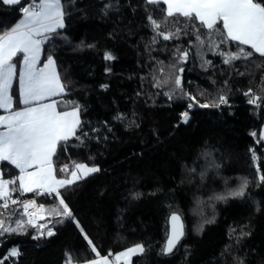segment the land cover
<instances>
[{
    "label": "trees",
    "instance_id": "1",
    "mask_svg": "<svg viewBox=\"0 0 264 264\" xmlns=\"http://www.w3.org/2000/svg\"><path fill=\"white\" fill-rule=\"evenodd\" d=\"M25 1L0 2V34L20 19ZM63 2L65 27L44 45L43 60H56L65 85L58 108L78 106L81 124L58 146L53 163L66 179L76 164L99 171L60 190L73 218L53 211H62L54 195L39 198L46 206L43 229L29 225L21 208L1 214L6 228H16L18 220L24 227L0 230V264L98 258L88 240L99 257L143 245L131 264H264V56L234 41L222 43L219 31L195 19L167 17L162 3ZM160 33L173 36L165 40ZM240 48L252 56L226 63ZM13 96L18 105V81ZM255 97L258 103L250 104ZM2 166L14 179L7 163ZM245 180L243 196L228 195ZM11 188V197L34 194ZM197 201L203 215L192 211ZM177 210L185 235L165 253L169 218ZM47 229L54 235H39ZM15 245L19 255L11 256Z\"/></svg>",
    "mask_w": 264,
    "mask_h": 264
},
{
    "label": "snow or ice",
    "instance_id": "2",
    "mask_svg": "<svg viewBox=\"0 0 264 264\" xmlns=\"http://www.w3.org/2000/svg\"><path fill=\"white\" fill-rule=\"evenodd\" d=\"M8 4H18L20 0H0ZM150 4L162 3L166 5L167 17H183L188 20L195 19L210 31H219L221 42L234 41L240 45L250 46L255 53L264 56V0H146ZM22 18L9 31L0 34V109L8 112L6 116H0V162H8L19 170L20 175L12 180L3 179V172H0V199L4 201L3 208L9 207L12 191L9 186L19 184V190L23 192H37L38 194L54 195L59 199L62 211H53L57 215L73 218L68 204L65 203L60 193L61 188H66L82 175H88L99 171V168L88 167L85 164H76L75 170L71 172V179H58L56 169L53 165V157L57 153L61 142H66L69 137L75 136L80 127L78 106H73L71 111H60L55 102L45 101L58 94L65 92V85L62 83L60 74L56 70L55 60L49 55L43 67H37L44 45L58 29L65 27V3L63 0H29L21 9ZM151 19V17H149ZM153 26L158 30L160 25L152 21ZM220 25V28H217ZM180 29H177L179 32ZM165 40L171 39L173 34L165 35L160 33ZM252 52H245L243 48L229 56L225 61L248 58ZM20 56L19 75H17V63L13 59ZM187 58V52L183 53ZM111 55L106 59H112ZM182 71V69H181ZM18 80L19 102L24 105L21 110H12L14 104L11 95L13 82ZM175 84L179 87L181 80L178 77ZM249 95V94H246ZM195 100V97H190ZM259 97L249 99L250 104H257ZM226 97L221 96L219 103L226 104ZM208 107L207 104L199 105ZM192 105H189L191 108ZM219 107V105H216ZM185 123L189 120L188 112L183 113ZM254 155V154H253ZM255 158V156H254ZM65 172L66 168H61ZM264 181V175L260 176ZM247 181L228 195L241 197ZM217 199L224 200L226 197L218 196ZM197 206L192 209L194 213H202ZM35 201H27L23 204L24 212L27 215V223L33 227L34 213L29 212V207ZM43 211V206H41ZM170 234L163 249L165 253H171L177 243L185 235V224L183 214L180 210L172 212L169 218ZM210 223L211 221H207ZM78 223V222H77ZM24 227V221H16V228H6L4 220L0 219V230L18 231ZM202 227V226H201ZM45 228V225H40ZM82 231V229H81ZM40 236L54 235L52 229L46 232L41 231ZM88 244L97 257L99 252L92 245ZM145 251L143 245H136L128 248L115 256L118 261L124 264H131L134 255ZM11 256H18L19 251L12 249ZM86 264H111L107 256L91 260Z\"/></svg>",
    "mask_w": 264,
    "mask_h": 264
},
{
    "label": "crops",
    "instance_id": "3",
    "mask_svg": "<svg viewBox=\"0 0 264 264\" xmlns=\"http://www.w3.org/2000/svg\"><path fill=\"white\" fill-rule=\"evenodd\" d=\"M23 0H20V2H22ZM22 18V16L20 17V19ZM19 19V20H20ZM18 20V21H19ZM17 21V22H18ZM16 22V23H17ZM16 23L12 26V27H14L15 25H16ZM11 27V28H12ZM10 28V29H11ZM9 29V30H10ZM9 30H7V31H9ZM59 30V29H58ZM17 57H19V60L21 59V57L20 56H17ZM43 57H44V51L42 52V54H41V57H40V61H39V63H38V65H37V67H43L44 66V64L47 62L46 60H43ZM16 58V57H15ZM14 58V59H15ZM14 59H13V62H14ZM55 60V59H54ZM55 62H56V60H55ZM15 63V62H14ZM20 64H19V69H18V71H17V75H19V71H20ZM55 67H56V70L58 71V67H57V63H55ZM59 72V71H58ZM61 78V77H60ZM16 81H18V80H15L14 82H13V85H12V89H11V95H12V97H13V100H14V104H13V106H12V110L13 111H16V110H21L23 107H24V105H22L20 102H19V104L18 105H16L15 104V98H14V96H13V87H14V84H15V82ZM62 81V80H61ZM63 83V82H62ZM65 93V92H64ZM64 93L63 94H58V95H56V96H53V97H51L50 99H48V100H46L45 102L46 103H52V102H55L56 103V105H57V108H58V102H59V100L62 98V96L64 95ZM73 109V108H72ZM72 109H68V110H60L59 108H58V110H60V111H71ZM1 110V112H0V116H6V115H8V112H6L4 109H0ZM79 118H80V121H81V117H80V109H79ZM0 130H2V129H0ZM73 137V136H72ZM69 138H71V137H69ZM7 163V165H8V167L7 168H11L12 170H13V172H14V178L15 177H18L19 175H20V172H19V170L18 169H16L13 165H11L10 163H8V162H6ZM2 164H3V162H0V172H3V178L4 179H8V180H10L9 179V177H7V176H5V173H4V170H3V166H2ZM53 165H54V163H53ZM85 165H87V164H85ZM88 167H96V168H98L97 166H89V165H87ZM55 168V167H54ZM78 175H81V179H79V180H82L83 178H85V177H88V176H90V175H92V174H94V173H91V174H88V175H82L81 173H77ZM56 176H57V174H56ZM57 178L58 179H64V180H68V179H71L72 177H71V175H70V177L68 178V179H66V178H61V177H58L57 176ZM79 180H77V181H79ZM76 181V182H77ZM10 188H11V185L9 186ZM16 188L19 190V184H18V182H17V184H16ZM12 189V188H11ZM62 189V188H61ZM60 189V190H61ZM19 191H21V190H19ZM21 192H23V191H21ZM23 193H29V192H23ZM33 193V192H32ZM137 245H141V244H137ZM136 245H134V246H132V247H135ZM132 247H129V248H132ZM128 249V248H127ZM127 249H124V250H122V251H120V252H118V253H116L115 255H114V257L113 258H111V257H108V259L110 260V262H111V264H118V263H120V264H124V262L123 261H118V260H116L115 259V256L117 255V254H119V253H121V252H124V251H126ZM139 255V254H138ZM136 255H134L133 257H132V259L135 257ZM102 257H104V256H100V257H98V258H102ZM98 258H95V259H98ZM95 259H92V260H95ZM132 259H131V263H132ZM89 261H91V260H89ZM86 262H88V261H85V262H81V263H77V264H86Z\"/></svg>",
    "mask_w": 264,
    "mask_h": 264
},
{
    "label": "built area",
    "instance_id": "4",
    "mask_svg": "<svg viewBox=\"0 0 264 264\" xmlns=\"http://www.w3.org/2000/svg\"><path fill=\"white\" fill-rule=\"evenodd\" d=\"M29 2V0H26L21 8H20V12L21 9ZM22 13V12H21ZM46 196H51V195H44V194H38L37 192H35L33 195L28 196V197H22V196H17V197H11V199H14L17 201L16 204H12L9 201V207L8 208H3V200H0V215L1 214H5L8 211L14 209V208H21L22 212L25 214L24 212V208H23V204L26 203L27 201H35V204L29 207V212L34 213V217H33V224L35 226L38 225H43V219L46 215V207L45 204L43 202H41L39 200L40 197H46ZM41 206H43V211L41 210ZM26 218L28 219L27 215L25 214Z\"/></svg>",
    "mask_w": 264,
    "mask_h": 264
},
{
    "label": "rangeland",
    "instance_id": "5",
    "mask_svg": "<svg viewBox=\"0 0 264 264\" xmlns=\"http://www.w3.org/2000/svg\"><path fill=\"white\" fill-rule=\"evenodd\" d=\"M259 141H261V142H263L264 143V125H263V127H262V129H261V131H260V134H259ZM4 179V178H3ZM5 180H8V179H5ZM39 227H40V225H38ZM17 249L18 250V245H15V246H13L11 249H10V251L12 250V249ZM10 251H9V254H10Z\"/></svg>",
    "mask_w": 264,
    "mask_h": 264
},
{
    "label": "water",
    "instance_id": "6",
    "mask_svg": "<svg viewBox=\"0 0 264 264\" xmlns=\"http://www.w3.org/2000/svg\"><path fill=\"white\" fill-rule=\"evenodd\" d=\"M184 224H185V223H184ZM169 234H170V222H169ZM168 236H169V235H168ZM181 240H182V238H181ZM181 240H180V241H181ZM180 241H179V242H180ZM179 242H178V243H179ZM166 243H167V242H166ZM178 243H177V244H178Z\"/></svg>",
    "mask_w": 264,
    "mask_h": 264
},
{
    "label": "clouds",
    "instance_id": "7",
    "mask_svg": "<svg viewBox=\"0 0 264 264\" xmlns=\"http://www.w3.org/2000/svg\"><path fill=\"white\" fill-rule=\"evenodd\" d=\"M194 214H197V213H194ZM199 215H203V213H199Z\"/></svg>",
    "mask_w": 264,
    "mask_h": 264
}]
</instances>
